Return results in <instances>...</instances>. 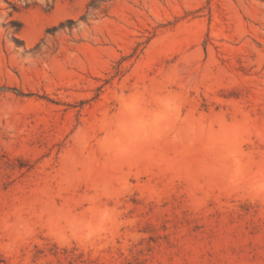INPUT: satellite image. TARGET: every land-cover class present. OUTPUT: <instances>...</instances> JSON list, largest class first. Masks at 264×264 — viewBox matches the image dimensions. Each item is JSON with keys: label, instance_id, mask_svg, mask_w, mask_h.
Returning a JSON list of instances; mask_svg holds the SVG:
<instances>
[{"label": "rangeland", "instance_id": "rangeland-1", "mask_svg": "<svg viewBox=\"0 0 264 264\" xmlns=\"http://www.w3.org/2000/svg\"><path fill=\"white\" fill-rule=\"evenodd\" d=\"M0 264H264V0H0Z\"/></svg>", "mask_w": 264, "mask_h": 264}]
</instances>
